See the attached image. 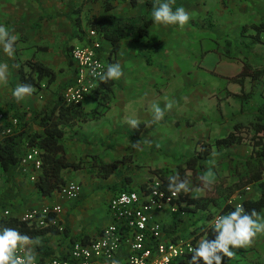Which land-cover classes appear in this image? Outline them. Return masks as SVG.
I'll return each instance as SVG.
<instances>
[{
	"label": "crops",
	"instance_id": "obj_1",
	"mask_svg": "<svg viewBox=\"0 0 264 264\" xmlns=\"http://www.w3.org/2000/svg\"><path fill=\"white\" fill-rule=\"evenodd\" d=\"M141 1L144 2L141 12L129 10L130 7L136 9L142 3ZM151 1L155 3L154 7L159 6L160 0H157V2L155 0ZM207 1L173 0L171 5L173 10L182 7L189 14L190 20L186 25L183 27L179 25L164 26L153 22L148 28V36L138 41L133 40L131 37L124 38L121 41V47L114 64L120 65L122 76L115 80L110 109L104 116L96 119L99 125L92 128H84L83 123H80L75 127L68 128L64 138L69 161L86 160L84 167L79 170L66 169L63 171L67 183L77 182L81 185L82 192L81 198L79 197L80 199L85 197L92 198L94 194L100 193L102 194V200L109 207L110 200L119 192L128 189H146L149 183L158 179L154 173L155 168L166 167L168 169H175L178 163L194 155L198 140H206L213 143L219 137L211 138V136L204 135L196 139L194 136L189 135L187 127L198 122L202 124L200 122L202 115L195 118L192 114L183 112L190 107L192 109L195 107L199 108L203 97L207 98L215 110H217L215 121L218 124L216 126L222 123H224L222 125L226 123L230 125V121L232 120L229 118L233 117L235 119L233 120V126L224 129L221 132L223 135L220 137H224L232 131L236 122H241L242 106L240 102L234 103L235 99L238 100L243 90L245 91L247 81H254L257 85L258 82L264 80V77L261 80L246 78L243 86L239 82L230 81L231 77L242 71L245 62L249 63L253 68L264 66V57H262V60L256 58V60L261 61L259 62L261 64H257L258 62L255 63V58L253 59L254 53H250V46L255 45L252 40L251 44H243L246 46L245 50L248 52L247 60H241L238 56L233 59H227L231 57L224 56L223 59H209L207 61L210 51L205 50L202 53V60L199 66L203 67L208 73L212 72L220 75L226 82V85L219 91V94L214 92L215 81L212 82V89L202 92L201 85L198 83L199 81L197 82L198 79L189 81L190 86H187L186 90L188 92L186 93L183 91L172 92L168 89L171 81V78L168 76L169 70L180 65V57L188 47L193 46L192 42L197 39L195 38L197 33L207 31L206 19L209 17L216 19L213 20L214 27H209L208 29L216 33L218 40L215 43L218 41L216 44L218 48L222 46L226 49L227 42H230V50H233L240 45L243 46L241 44L242 35L248 32H251L252 35L255 34L252 30L244 34L242 33L244 24L249 23L235 22V10L233 9L235 5L229 6L228 13H209L208 9H203L200 4H197ZM124 2L126 4L125 7L129 9L116 13L117 6L112 3L114 9L107 12L115 16L116 21L123 22L126 18L142 15L152 17L153 8L149 7L148 0H139L136 7H133L128 0ZM216 2H218L215 3L218 8L220 3L221 5L224 3L223 0H216ZM236 2H240V0H236ZM243 2L250 10V13H243V16L245 17L251 13L256 16V20L250 23H259L261 20H264V0H245ZM225 3H227V0ZM220 9L226 10L225 8ZM77 11L78 9L76 10L74 7L73 0H0V25L5 26L9 30V33L16 37V48L13 55L9 56L5 53L3 45H0V68L6 62L7 68L12 72L2 83L0 107L6 110V114L12 119L17 118L15 115L17 111L21 112L24 115V120L29 122L31 130L39 129L38 115L43 107L57 100L59 95L63 93L64 88L75 81L76 68L73 61L71 62L70 60L71 57H69L67 49L71 45H77V43L75 44L76 40L78 42L81 41V44L86 43L88 35V33L84 34L83 39L78 36L75 24ZM105 12L104 8L102 12L94 13L93 15H100ZM45 16H47V19H45ZM82 17L85 29L87 28V21ZM238 33L239 35H237ZM55 34L59 35L60 41H57ZM64 34H68L71 37H66V40L62 41ZM42 40L48 41V43L41 42ZM52 44L55 45V48L52 47ZM103 45L106 58H108V50H110L111 43L104 40ZM25 50L30 52V54H26ZM59 50L60 53H58ZM211 50L216 51L214 48ZM238 54L240 53L238 52ZM39 57L41 58L39 59ZM32 58L55 69L57 78L50 86H46L44 82L41 91H34L31 95L17 102L12 92L18 85H21L19 66L22 62ZM222 61L226 62L224 63L225 66L222 67V70H217V63H223ZM202 63L205 67L201 66ZM7 73L6 75H8ZM165 83L167 85L163 87ZM147 84L149 88H145ZM263 87L260 89L259 95L264 93ZM210 96L212 98L217 96L219 99L214 103L211 101L212 98ZM154 104L159 105L164 110V117L160 121L153 119ZM233 104L236 107L232 108L229 114V111H225V107L229 105L233 106ZM168 105L171 107H167ZM84 106L86 107V105ZM259 106L252 111L253 114L257 113ZM255 114L251 120L252 122L255 121ZM130 120L137 121L135 128L128 123ZM19 126L20 124L18 123L14 126V129ZM137 128L140 129L139 134L137 133ZM4 135L6 134L1 131L0 141ZM109 139L116 141L113 146L114 154H112L115 157L112 160L121 158L124 155H132L133 162L122 164L110 177L104 178L97 176L98 167L94 165L93 161L89 160L95 155L99 157V161H112L109 158L105 160L107 155L104 156V153L97 150L100 144L103 145L105 142H109ZM252 147V141L247 140L245 143L234 144L227 148H215L216 150L214 149L213 153L217 150L227 151L228 153L221 156V159L224 160L222 163L227 164L229 156H231L233 158V162H231L232 166L239 159L245 160L250 157ZM26 150L27 147L22 148L23 154ZM144 157L146 158L144 159ZM0 172L2 174V180L0 181V218L4 216H18L22 219L30 211L43 210L44 208H53L55 206H60L62 209L54 217L59 222L60 227H55L60 232L45 236V245L49 251H52L51 254L42 260L38 249L39 245L44 242L42 237L34 240L39 241V243L30 245L36 256V264H43L46 259L53 256H67L73 241L81 240L78 238L86 235L90 236L89 240L94 239L99 236L104 227L113 222L112 214L110 213L109 216L107 211L103 224L92 226L90 224L92 220H88L86 225L85 218L87 216L86 212L90 209L88 207L89 203L74 204L75 210L72 212L73 215L70 216V210L60 201L61 199L68 198L63 197L60 191L55 192L52 196H43L38 191L36 181L30 180L28 175H23L19 167L11 175L1 169ZM145 184L146 186L143 187ZM248 187L250 189H247V187L244 189L247 191L251 190L247 197L258 198L260 191L257 186L251 185ZM240 193L244 194L245 192L241 191L234 195H240ZM185 204L184 202L183 205ZM5 211H8L9 214L6 215ZM260 215H264V212L260 213ZM69 218L76 229L68 222ZM157 218L164 224L165 236L169 239L176 238L179 235L191 236L195 233L201 235L200 231L202 228L205 225H210L212 219L210 217L209 219L203 218L202 214L188 211H186L185 216L180 217L179 213H170L168 210L158 213ZM243 248L249 250V261L246 264H264V233L257 234L252 243ZM231 260L233 258L225 257L223 264H236Z\"/></svg>",
	"mask_w": 264,
	"mask_h": 264
},
{
	"label": "trees",
	"instance_id": "obj_2",
	"mask_svg": "<svg viewBox=\"0 0 264 264\" xmlns=\"http://www.w3.org/2000/svg\"><path fill=\"white\" fill-rule=\"evenodd\" d=\"M128 1L133 7H136L139 0ZM148 5L150 8H154L155 3L148 0ZM104 8L106 11L104 14L93 15L87 20V28L96 30L101 39L111 43L110 50H108V59L111 65L116 62L121 41L127 37L138 41L148 36V28L152 25L153 19L148 15H142L129 17L123 22H118L115 16L107 13L114 9L111 0H105ZM81 11L82 9H78L76 13L75 24L77 26L78 36L83 39L85 29L80 15ZM249 30L255 33L251 36L254 44L264 42L262 39V35L264 34V20H261L259 23L244 24L242 33L244 34ZM73 47L74 45H71L67 49L69 57H71L70 53ZM15 48L16 45H14ZM228 50H230V42H227L226 51L228 52ZM70 60L72 62L71 58ZM19 77L21 85H31L32 92H39L43 89L44 82L46 86H50L56 80L57 72L45 63L32 58L20 64ZM263 77L264 66L253 68L249 63L245 62L242 71L231 77L230 81L239 82L243 86L246 78L261 80ZM114 85L115 80H108L107 82L99 81L94 92L87 96L96 101V105L90 110L86 109L83 101L66 103L63 95L60 94L57 100L43 107L38 115L39 129L36 130H31L29 122L24 120V115L17 111L15 115L19 119L20 126L16 129L13 128V131L4 135L0 141V169L9 175L13 174L16 168L19 167L23 155L22 148L27 147L28 149L29 147H36L41 151L42 160V172L35 182L39 193L43 196H52L55 192L60 191L67 184V179L64 177L63 171L66 169L79 170L86 163L85 159L77 162L69 161L67 147L64 144L67 129L104 116L111 106ZM241 96H244V93ZM247 96H249V93L245 95V97ZM0 110L7 113L1 107ZM139 130L137 128L138 134ZM252 130L254 133L250 138ZM1 131L2 129L0 128V133ZM247 140H251L253 143L250 157L245 160L239 159L232 166L231 162H233V158L229 156L228 159L227 157L229 160L227 161V168L231 172L230 174L236 177V180L232 184L226 185L224 202H219L217 193L216 195L212 196L210 194L205 197L192 196L191 192L194 187L205 186L201 177H204V173L207 170L206 163L214 156V149L242 144ZM98 158L95 155L91 157L94 165L98 167L97 176L104 178L110 177L122 164L133 162L132 155H124L121 158L108 162L99 161ZM154 173L161 181V188L166 193H170L169 184L173 178L177 182H187L191 191L187 193L180 192L179 198L175 202L179 204L181 209L188 212L199 213L207 211L212 204H215L218 205V212L221 215L228 214L237 207L229 202L230 198L238 192H245L244 189L251 185L257 186L260 191L259 197L244 198L240 206H243L248 213H251L253 210L258 214L264 212V102L259 106L255 114V121L249 124L236 122L232 131L224 137L217 138L213 143L206 140H198L194 155L178 163L175 169L155 168ZM145 186L146 184L143 187ZM184 202L186 203L185 205H183ZM55 216V214H52L50 218L53 219ZM213 216L212 213L209 214L210 218ZM4 228H14L21 234L28 235L33 241L42 237L44 242L38 247L42 260L52 252L45 245V236L60 232L55 226L37 225L34 222L22 220L18 216H4L0 218V230ZM200 234L206 235L210 240L215 239V233L211 225H205L200 231ZM89 238L90 236L86 235L78 239L88 241Z\"/></svg>",
	"mask_w": 264,
	"mask_h": 264
},
{
	"label": "built area",
	"instance_id": "obj_3",
	"mask_svg": "<svg viewBox=\"0 0 264 264\" xmlns=\"http://www.w3.org/2000/svg\"><path fill=\"white\" fill-rule=\"evenodd\" d=\"M87 33V42L74 45L70 53L76 68V78L63 90L66 103L81 102L93 93L100 81L95 73L106 72L110 65L103 49L104 40L99 33L94 29H89ZM18 123V118L12 119L0 111V127L4 134L11 133ZM19 169L30 180L36 181L42 172L41 151L29 147L21 157ZM81 192L82 187L77 182H68L60 190V194L68 199H78ZM178 198L179 194L173 196L171 192L166 193L159 179L149 183L146 189L121 191L109 202L113 222L104 227L98 237L88 241L75 240L67 256H53L43 264H191L192 253L189 249L198 246L201 239H208L207 236L195 233L169 239L165 236L164 224L157 218L158 213L166 210L179 213L180 217L185 216L186 211L181 210L175 202ZM233 198L229 201L232 205H241L243 195L240 201ZM61 210L60 206H55L30 211L22 220L41 226L60 227L57 218L50 217ZM5 214L9 212L5 211ZM220 215L218 212L212 217L211 226Z\"/></svg>",
	"mask_w": 264,
	"mask_h": 264
},
{
	"label": "rangeland",
	"instance_id": "obj_4",
	"mask_svg": "<svg viewBox=\"0 0 264 264\" xmlns=\"http://www.w3.org/2000/svg\"><path fill=\"white\" fill-rule=\"evenodd\" d=\"M74 1V7L77 9H82L81 11V16H83L82 18H84L85 21L88 20V18H90L94 13H100L104 10V4H105V0H73ZM125 0H111L112 3L116 4L117 9H116V13H121L123 12L125 9H129L128 7H125ZM245 0H240V2H236V0H223V5H221V3L219 4V8L216 7L215 3L216 0H208L207 2H199L197 4H200L202 6L203 9H208L207 11H209V13H228V9L229 6L231 5H235V7L233 8L235 10V15H234V19L235 22H242V23H250V22H254L256 20V16L253 15V13L251 14H247L245 17L243 16V13H250V10L248 9V6L244 5ZM142 3H140L138 5V7L132 8L130 7L129 10H136L138 12H141L142 7L144 5V2L141 1ZM82 7V8H80ZM220 8H225L226 10H222ZM213 9V10H212ZM132 14H137V13H132ZM232 14V13H231ZM257 14V13H256ZM49 16H53V15H49ZM225 16V15H224ZM260 17H262L261 14H259ZM227 17V16H225ZM45 19H47V16H45ZM216 20L215 18L213 19V17H209L208 19H206V24H207V31L206 32H201V33H197L196 37L197 39L194 40L193 46L188 47L187 50L184 52V54L180 57V65L172 68L169 70V77L171 78V81L168 85V89L172 92H178V91H183V92H188L187 86L189 87V81H195L196 79L198 83H200L201 85V91L204 92L205 90H209L212 89V82L215 81V91L217 94H219V91L226 85V82L224 81V79H222V77L220 75H217L215 73L212 72H207L203 67L199 66L200 61L202 60V53L206 50V51H210V54L207 57V61L209 59L213 60H217V59H223L224 56H230L231 58H227V59H233L235 57H239L241 58V60H245L247 58V54L248 52L245 50L246 46H244L243 44H247L250 43L251 44V40H252V33L248 32L247 34L242 35L241 38V44L243 46H238L236 48H234L233 50H228V52L226 51L225 48H223L221 46L216 47L217 42L215 43L216 40H218V38L216 37V33L210 31L208 28L209 27H214L213 23ZM223 23V21H221ZM85 27V25H84ZM89 28H85V34L88 32ZM66 31V28H65ZM239 35V33L237 34ZM55 37H57V41H60V37L58 34H55ZM66 37H71L68 36V34H64L62 41L66 40ZM236 39V38H235ZM262 39L264 41V34L262 35ZM220 40V39H219ZM41 42L44 43H48V41H44L42 40ZM58 43V42H57ZM81 44V41L78 42V40H76L75 44ZM253 44V43H252ZM52 47L55 48V45L52 44ZM212 48H214L216 51L211 50ZM202 49V50H201ZM212 51V52H211ZM26 52V54H30V52L28 51H24ZM33 52V51H32ZM238 52L241 54H238ZM58 53H60V50L58 51ZM250 53H254V57L255 58V63L257 64H261L259 62H261L260 60H262L264 57V42L261 43H257L255 45H251L250 46ZM245 54V55H244ZM42 55V54H41ZM41 57H39L40 59ZM256 58H259L260 60H256ZM204 59V58H203ZM108 60V59H107ZM247 60V59H246ZM64 61V60H63ZM215 62V61H214ZM223 62V61H222ZM263 62V61H262ZM109 63V60H108ZM224 63H217V70L218 69H223L222 67H224ZM237 64V63H236ZM201 66H204L203 63L201 64ZM205 67V66H204ZM7 64L6 62H4L1 65L0 68V91H1V86L3 81L5 80V78L9 75L12 74V72L7 68ZM6 69V70H5ZM9 70V74L7 73ZM6 73L8 75H6ZM215 74V75H214ZM213 75V76H212ZM215 76V77H214ZM165 80V79H164ZM211 82V83H210ZM263 83L264 80H262L261 82H258V84L256 85L254 83V81H247L246 82V89L245 91H243L244 96H239L238 100L235 99L234 103H241L242 109H241V122L244 124H249V122L254 118V113L253 114V110L258 106L261 105V103L264 101V93L259 95L260 93V89L263 87ZM167 84H163V87H165ZM151 87V86H150ZM145 88H149V85L147 84L145 86ZM264 88V87H263ZM249 93V96L245 97V95ZM212 98V96H210ZM218 97H213L211 99V101H213L214 103H216L218 101ZM84 105H86V108L88 110L92 109L95 105H96V101L87 97L86 99L83 100ZM191 103V102H190ZM199 108L195 107V108H188L186 110H184L183 112H186L187 114H192V116H194L195 118L199 117V115H202V120L200 121L202 124L196 123L194 125H190L187 127V130L189 132L190 136H194L196 139L206 135V136H211V138L213 137H220L223 134H221V132L224 129L227 128H231L233 126V117L229 118L230 120V125L228 123H226L225 125H218L216 126L218 123L217 121H215V118L217 116V110H215V108L211 105L210 101H208L207 98H202V100L200 101ZM225 107V105H224ZM236 107V105L233 104L226 106L225 107V111H229V114L232 111V108L234 109ZM239 117V116H236ZM228 119V120H229ZM252 122V121H251ZM250 122V123H251ZM232 123V124H231ZM97 124V121H90L88 123H83V127L84 128H92L95 127ZM228 132V131H227ZM254 133V131H251V135ZM225 135V134H224ZM116 141H114V139H109V142H105V144H100L97 148L99 152L104 153V156L107 155V157H105L107 160V158H109V160H112L115 156H112V154H114L113 152V146L115 145ZM216 150V149H215ZM226 153H228L227 151H222V150H217L214 153V156L210 159V161L207 164V170L204 173V176H208L210 178V183L205 184V186L203 187H194L192 189L191 195L194 197H205L208 196L210 194L216 195L219 198V202L223 203L225 200V195H226V191L225 188L232 184L235 180L236 177L234 175H231L227 168V164L222 163L221 156L225 155ZM148 157V155H147ZM220 157V158H219ZM146 157H144L145 159ZM149 158V157H148ZM89 161H92V159H90ZM140 162V161H138ZM166 168V167H165ZM228 184V185H227ZM227 185V186H226ZM245 193L244 194H240V196L243 195V198H246L250 191L244 190ZM84 192V190H83ZM87 193V190H86ZM234 198H236V201H240V196L239 195H233ZM233 196L230 198L232 199ZM236 196V197H235ZM81 198V197H80ZM61 199L60 201L63 202V205L65 207H67L70 210V216L73 215V211L75 210L74 208V204L78 203V204H84V203H89L90 209L89 211H87V216L85 218V224L87 225L88 220H92L91 221V225H96L97 224H103V222L105 221L106 218V212L107 214H109L110 216V212H109V207L107 205V203H105L102 200V194H94L93 197H85L83 199ZM233 198V199H234ZM234 200V201H235ZM230 201V200H229ZM73 205V206H72ZM219 211L218 209V205L212 204L209 209L207 211H202L199 212V214H202L203 218H208L209 219V214L212 213L213 215H215L217 212ZM71 226H73V228L76 229V227L71 223V219L69 218L68 221ZM82 226H84V224H82ZM234 255L233 257H231L230 259L233 258V260H231L232 262L236 263V264H246L249 261V250H247V248H239L238 251L237 249H233ZM231 263V262H230Z\"/></svg>",
	"mask_w": 264,
	"mask_h": 264
},
{
	"label": "clouds",
	"instance_id": "obj_5",
	"mask_svg": "<svg viewBox=\"0 0 264 264\" xmlns=\"http://www.w3.org/2000/svg\"><path fill=\"white\" fill-rule=\"evenodd\" d=\"M173 0H160L159 6L152 10L153 22L157 25H179L183 27L189 20V14L184 8L179 7L173 10ZM16 37L9 33V30L0 25V45L9 56L14 54ZM100 81L117 80L122 76L119 64H111L106 72L95 73ZM32 94L31 85H18L12 92L17 102ZM167 107H171L168 105ZM164 117V110L159 105H153V119L160 121ZM133 128L137 126L136 120L128 122ZM205 184L210 183L208 176L201 177ZM169 191L173 196L180 192H189L186 181L177 182L175 178L169 184ZM135 198V197H133ZM143 227V224H141ZM212 230L215 239H201L198 246L192 247L191 264H223L224 258H231L234 255L233 249L243 248L252 243L259 233H264V215L254 210L251 213L245 211L243 206L237 205L234 211L220 215L214 219ZM33 241L28 235H23L14 228L0 230V264H36V256L33 248L30 247Z\"/></svg>",
	"mask_w": 264,
	"mask_h": 264
}]
</instances>
